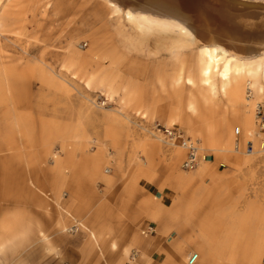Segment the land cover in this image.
Instances as JSON below:
<instances>
[{"label":"rangeland","instance_id":"374dc122","mask_svg":"<svg viewBox=\"0 0 264 264\" xmlns=\"http://www.w3.org/2000/svg\"><path fill=\"white\" fill-rule=\"evenodd\" d=\"M117 18L105 0H0V184L6 185L0 259L20 250L19 262L40 250L57 255L69 239L102 248L100 242L123 241L144 221L157 236L156 195L181 207L152 249L166 258L155 264H187L199 253L197 244L185 245L194 240L215 249L210 264H257L256 245L264 244V151L222 156L214 150L235 128L243 135L246 107L221 93L218 77L216 94L199 80L188 82L192 64L181 60L198 45L183 58L150 56L128 45ZM252 81L254 114L264 92L260 80ZM250 82L243 84L246 97ZM166 131L197 141L213 165L203 174L199 166L186 170V152L165 142ZM252 139L264 141V132ZM178 228L184 247L177 248ZM32 236L37 243H25ZM127 249L120 263L152 264L153 254ZM199 254L196 264H209Z\"/></svg>","mask_w":264,"mask_h":264},{"label":"bare ground","instance_id":"6f19581e","mask_svg":"<svg viewBox=\"0 0 264 264\" xmlns=\"http://www.w3.org/2000/svg\"><path fill=\"white\" fill-rule=\"evenodd\" d=\"M105 1L112 6L113 13L118 15V32L130 47L150 56L167 52L183 58L187 51L194 52L192 48L198 45L199 50L192 56L194 58L188 57L186 60H181L182 64L184 61L192 64L191 70L189 68L188 82L194 84L195 80H199L216 94L215 79L218 77L221 93L235 105L244 104L246 110L243 113L240 112V122L244 127L241 136L244 142L240 140L241 136L238 138L234 135L237 127L234 129V136H223L218 142L219 145L217 144L218 149L214 148V150L222 156L232 151L238 154L243 153L246 156L264 151V141L258 142L252 139L254 136L258 137L259 132L254 117L257 106L255 105L253 114L254 101L250 99L254 96L252 80H255V85L260 80L259 92H264V39L261 40V35L264 37V0ZM181 70L183 71V68ZM181 75L180 72L179 76ZM247 78L251 82L247 87V93L249 91L250 95L246 97L243 84ZM232 79L236 80V83L240 82L234 85ZM180 81L181 77L178 78V84ZM192 104L190 103V109L194 108ZM235 117H239L238 114H235ZM238 130L240 131L241 128ZM181 139H183L182 136L179 137V140ZM95 143L100 145L98 140ZM249 144L253 146L252 153L247 148ZM192 145L195 147L196 156L201 158L196 172L203 174L204 169L212 166L213 162L204 160L206 152L202 151L204 149L200 148L197 141ZM176 146L185 151V146L183 147L178 142ZM57 164L59 167L62 163L57 162ZM5 188V184H0V191ZM34 188L40 189L39 185H35ZM151 197L157 201L151 208V216L156 224L157 235L160 236L165 230L168 216L173 219L181 205L179 200L166 204L165 198L156 195H151ZM61 209L67 213L69 218L77 222L70 211ZM175 233L176 237L173 238L172 244L177 248L184 247L183 231L178 228ZM92 236L97 240L95 234ZM2 241H0V254L5 248ZM186 244H197L199 246L197 250L204 256L205 261L212 263V257L216 251L211 245L205 246L197 240ZM263 255L264 244L258 242L253 256L257 264L261 262Z\"/></svg>","mask_w":264,"mask_h":264},{"label":"crops","instance_id":"0c3cea01","mask_svg":"<svg viewBox=\"0 0 264 264\" xmlns=\"http://www.w3.org/2000/svg\"><path fill=\"white\" fill-rule=\"evenodd\" d=\"M130 229L132 228L127 226V231ZM151 230L152 225L147 221H144L140 225L139 231H126L128 234L127 239L124 238L123 241H121L122 238H120L116 242L111 240H104L103 242H100L102 248L98 247L97 249L91 241L78 245L75 241L69 239L66 244L67 246L65 248H61L57 255L55 251L52 253H42L40 250L37 253H31L30 255L21 258L23 262H19V255H23V250H20L18 252V257H10V255L4 259L1 257L0 264L13 263L14 259H16L17 264H124L120 263V261L126 258L127 253H130L129 249H127L129 246L136 247V249H139L141 252L143 251L144 254H153L151 257L152 264L165 262L166 258L163 252L159 253L152 251L153 248L158 246L160 241L163 242L165 237L161 235L151 236ZM34 231L36 232V230ZM30 240L32 241L25 243H37L36 236H32V239ZM101 249L103 251H101ZM166 251H169V247L166 248ZM57 260H59V263ZM144 260V258H141V261ZM261 264H264V258Z\"/></svg>","mask_w":264,"mask_h":264},{"label":"built area","instance_id":"2783aa9c","mask_svg":"<svg viewBox=\"0 0 264 264\" xmlns=\"http://www.w3.org/2000/svg\"><path fill=\"white\" fill-rule=\"evenodd\" d=\"M256 106L257 107H256V111H255V119H256L257 129H258V132L260 134V133L264 132V105L262 103H258ZM238 128L235 131V135H236V137L239 138L242 135V131L241 130L239 131ZM180 136H182L183 139L179 140ZM163 138H165V142L170 144V145H175L178 142L180 145H183V147L185 146L184 148H185V152H186V159H185L183 165H184V168L186 170H193L198 166L201 158L196 156V151L194 149L195 147H193V145H192V143L194 144L196 142H194L191 139L185 138L183 134L181 135L180 131H178V132L166 131L163 134ZM247 146H248L247 148L250 150V153H252L251 152L252 148H253L252 144H249ZM204 160H207V157H205ZM199 258H200V256L198 253L192 254L188 258L187 264H196L198 262Z\"/></svg>","mask_w":264,"mask_h":264}]
</instances>
